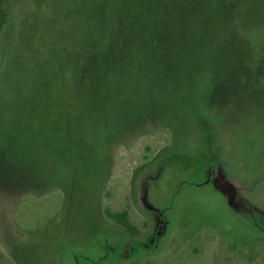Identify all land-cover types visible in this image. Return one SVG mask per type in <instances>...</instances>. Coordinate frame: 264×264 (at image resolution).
I'll use <instances>...</instances> for the list:
<instances>
[{
	"label": "rangeland",
	"instance_id": "1",
	"mask_svg": "<svg viewBox=\"0 0 264 264\" xmlns=\"http://www.w3.org/2000/svg\"><path fill=\"white\" fill-rule=\"evenodd\" d=\"M248 1L85 0L62 12L61 0L49 7V0H34L33 9L48 10L49 20L35 13L23 23L10 18L13 0H0V97L12 94L16 74L4 66L18 46L25 50L22 65L33 64L46 79L60 85L67 72L73 105L65 109V137L76 132V100L85 97L88 81L107 67L99 81L124 83L140 58L152 64L156 88L171 87L170 99L185 91L184 102H173L176 115L193 97L211 103L201 132L180 116L174 136L149 115L109 152L99 205L127 211L138 234L96 216L83 176L73 179L68 196L40 191L25 182L18 159L0 156V264H264V28L248 32L250 22L242 23L238 37L235 10ZM82 10L88 32H81ZM36 44L44 61L32 55ZM80 143V150L67 147L72 168L90 177L92 149ZM51 197L59 204L54 214Z\"/></svg>",
	"mask_w": 264,
	"mask_h": 264
},
{
	"label": "trees",
	"instance_id": "2",
	"mask_svg": "<svg viewBox=\"0 0 264 264\" xmlns=\"http://www.w3.org/2000/svg\"><path fill=\"white\" fill-rule=\"evenodd\" d=\"M23 1L13 0L15 6L12 13L13 17L10 15V18H20L21 22L24 23L26 15L35 14L36 10L33 9L34 0H30L28 5H31V7L25 13L26 11L21 6ZM83 1L85 0H61L62 10L60 11L72 12ZM55 3L56 0H49L50 5L48 7L55 6ZM49 11L50 16L55 14L52 10L49 9ZM16 14L17 16H15ZM36 14L38 18L48 17V10L38 11ZM235 16L240 22L238 37L241 35L240 32L245 31L242 23L247 24L250 22V24H247L250 26L246 30L248 32L253 29L264 28V0H249L247 4H240L235 10ZM52 18L54 20L55 16ZM82 18L83 22L80 23L81 32H88L84 29L89 25L86 22L87 18L84 16L83 10ZM45 19L49 20L43 18V20ZM92 28L94 29L93 24ZM93 38L96 40V37ZM198 41H201V39H198ZM145 44L152 46L148 42ZM219 47L221 46L215 44L214 48L219 49ZM153 48L154 46H152ZM202 48L203 51L207 50L208 43ZM166 49L172 50L170 46H167ZM144 50L148 52L147 48ZM24 53V47L18 46L15 51L10 53L11 60H7L4 66L5 70L8 72L13 71L16 76L12 83V94L8 93L0 97V156L4 157L3 160L8 163L18 159L16 160L20 162L18 170L24 175L25 182L34 189H40V191L41 188L47 192L61 189L68 196L72 191L71 183L73 179L78 181L83 176L85 180L91 182L90 188L94 195L89 197L87 203L90 202V207L93 205L97 208L96 216H99L103 221L115 224L125 233L138 234L140 231L131 224L127 211H112L109 207L102 208L99 205L101 191L109 173V152L115 144L120 142L123 136L138 125L136 123L137 119L142 118L141 120L144 122L149 115L160 118L161 120L158 121L174 136L179 133L174 128V124L176 122L180 123L177 120L180 116H183V120L193 121L195 124L193 130L197 129L201 132L202 119L209 115L211 103L206 98L197 101L193 97V104L187 102L186 105H182L185 108L181 110L179 115H176L173 102L179 99L184 102L185 91L180 96L178 92L176 94L177 99H170L171 87L164 85L165 89L156 88L152 84L149 74L151 70L149 67H152V64L146 58H140L135 66L134 77L129 80L126 79L124 83L118 84L110 76L99 81L98 74L100 76L102 72H106L107 67L101 69L99 73L97 72V77L94 76L93 81H88L84 86L88 91L84 95L85 97L76 100L75 111L77 116H75L76 122L74 123L76 132L68 138V135L64 136V124H68L70 116L65 109L68 108L70 111L73 105V101L69 98L71 92L73 93L69 88L70 74L66 72L62 83L59 85L61 80L46 79L43 76V70L40 72L39 68H36L33 64L27 66L25 63L22 65L23 60L21 58H23ZM44 53V49L39 48L38 44L34 45L32 55H36V59L41 58L44 61ZM26 69H28V73L25 72ZM198 69L203 70V73L210 71L205 66H199ZM22 71L21 85L19 84V89L15 90L16 84L19 82L17 75ZM2 82L1 78L0 84ZM101 83V88L96 87ZM73 84H75L74 81ZM23 86L29 87L31 90L29 95L27 94L28 87L23 88ZM34 89L37 91L35 92ZM62 100L66 101L64 105H61ZM197 104H199V107H194ZM11 105L16 107L11 109L9 107ZM58 118L63 119L64 123H57ZM203 121L205 122V119ZM143 122L140 121V124L144 125ZM182 133L183 130H180V134ZM73 138L74 141L72 142ZM80 141H86L87 144L84 145V149H92L91 163H94L95 169L90 177L86 176L84 170V172L75 173L72 168L75 160L72 159V153L67 147L70 142L74 144L76 150H80ZM50 200L55 201L51 213L54 214L59 204L53 197ZM80 210L83 212L84 208L80 207ZM22 230L26 231V227Z\"/></svg>",
	"mask_w": 264,
	"mask_h": 264
}]
</instances>
